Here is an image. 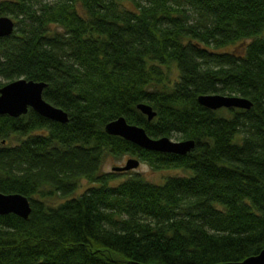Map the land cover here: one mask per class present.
I'll list each match as a JSON object with an SVG mask.
<instances>
[{"label":"trees","instance_id":"1","mask_svg":"<svg viewBox=\"0 0 264 264\" xmlns=\"http://www.w3.org/2000/svg\"><path fill=\"white\" fill-rule=\"evenodd\" d=\"M2 15L15 28L0 87L45 82L68 121L0 115V191L32 208L0 214V264H216L264 249V0H0ZM213 93L252 106L198 102ZM120 116L195 146L141 148L105 131ZM125 156L186 173L112 183L103 163Z\"/></svg>","mask_w":264,"mask_h":264},{"label":"water","instance_id":"2","mask_svg":"<svg viewBox=\"0 0 264 264\" xmlns=\"http://www.w3.org/2000/svg\"><path fill=\"white\" fill-rule=\"evenodd\" d=\"M15 21L8 15L0 16V38L13 33ZM46 83L42 81L16 79L0 87V115L19 117L26 114L31 108L39 115L57 122H67L68 114L62 108L55 106L43 98V90ZM198 102L212 110L220 108H243L249 109L252 101L238 95H224L219 93L204 94L198 96ZM148 120L156 116L153 107L147 103L137 104ZM105 131L111 135L121 136L141 148L176 154H186L195 146L194 140H173L164 136L152 138L141 126L130 124L126 118L120 116L105 125ZM140 160L129 157L122 166L112 167V171L124 172L137 169ZM31 204L27 196L20 193H4L0 191V214H16L24 219L31 213ZM126 264H145L130 260ZM216 264H264V249L259 253L249 256L242 261L220 262Z\"/></svg>","mask_w":264,"mask_h":264},{"label":"rangeland","instance_id":"3","mask_svg":"<svg viewBox=\"0 0 264 264\" xmlns=\"http://www.w3.org/2000/svg\"><path fill=\"white\" fill-rule=\"evenodd\" d=\"M231 48H229L230 50ZM173 140H177V138L173 137ZM130 156H125L121 159H115L113 157H107V159H105L103 166H102V170L104 171H112V167L114 166H122L125 164L126 160L129 158ZM134 173H140L141 175H143L147 180L155 182V183H163L166 179V177L170 176V175H184L186 172L178 169V168H168V169H159V170H155L152 169L149 165L144 164L141 162L140 166L137 169H133L127 172H116L115 178L112 181V183H116L126 177H128L129 175H132ZM91 185L90 182L86 181V180H82L78 189L72 194V196H78L80 195L83 191L86 190L87 187H89ZM65 199V197H54L52 198V200H50L51 203H59L61 201H63Z\"/></svg>","mask_w":264,"mask_h":264}]
</instances>
